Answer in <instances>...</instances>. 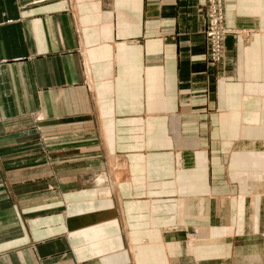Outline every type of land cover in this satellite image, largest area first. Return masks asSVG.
<instances>
[{
  "label": "crops",
  "instance_id": "crops-1",
  "mask_svg": "<svg viewBox=\"0 0 264 264\" xmlns=\"http://www.w3.org/2000/svg\"><path fill=\"white\" fill-rule=\"evenodd\" d=\"M204 1L0 0V264H264V0L217 64Z\"/></svg>",
  "mask_w": 264,
  "mask_h": 264
},
{
  "label": "built area",
  "instance_id": "built-area-1",
  "mask_svg": "<svg viewBox=\"0 0 264 264\" xmlns=\"http://www.w3.org/2000/svg\"><path fill=\"white\" fill-rule=\"evenodd\" d=\"M207 1V27L209 60L217 63L224 57L225 37L230 32L226 27V10L224 0Z\"/></svg>",
  "mask_w": 264,
  "mask_h": 264
},
{
  "label": "rangeland",
  "instance_id": "rangeland-1",
  "mask_svg": "<svg viewBox=\"0 0 264 264\" xmlns=\"http://www.w3.org/2000/svg\"><path fill=\"white\" fill-rule=\"evenodd\" d=\"M225 1V3H226V0H224ZM207 1L205 0L204 1V11H205V19H206V26H205V35H206V27H207ZM225 10H226V5H225ZM236 29V32H230V33H232V34H241V32L239 31V29H243V28H235ZM230 33H228V34H230ZM253 33H254V30H252V29H250V32H248V34H246V36L248 37V38H252L253 37ZM227 34V35H228ZM227 35H226V37H225V44H224V48H225V50L227 51V48H226V38H227ZM206 39H207V42H208V37H207V35H206ZM249 39V40H250ZM248 40V41H249ZM208 46V45H207ZM208 58H209V51H208ZM210 59V58H209ZM224 59H225V57H223L222 58V60H219L217 63H221V62H223L224 61ZM210 61V60H209ZM211 62V61H210ZM212 63V62H211ZM217 63H215V64H217ZM264 141V140H263ZM263 145H264V142H263ZM73 145H72V143L71 144H65V147H64V152L67 154V155H72L73 154ZM177 156H178V164H177V166L179 167V168H181L182 167V164H183V161H182V159H181V156H180V153H178L177 152ZM100 178V176H98V179ZM96 179V177L93 179V180H95ZM186 230H188V231H186ZM199 230H200V232H201V227L200 226H192V227H190V226H187L186 228H185V232H186V236H185V238H186V243H187V245H189V247L191 248V249H193L194 248V244H195V242L199 239V237H200V235H201V233H199ZM197 264H201V263H197Z\"/></svg>",
  "mask_w": 264,
  "mask_h": 264
},
{
  "label": "bare ground",
  "instance_id": "bare-ground-1",
  "mask_svg": "<svg viewBox=\"0 0 264 264\" xmlns=\"http://www.w3.org/2000/svg\"><path fill=\"white\" fill-rule=\"evenodd\" d=\"M226 5V4H225ZM226 27H228L227 25H226ZM229 28V27H228ZM230 29V32H234L231 28H229ZM229 32V33H230ZM225 55H226V50L224 49V57H225ZM188 231V230H187Z\"/></svg>",
  "mask_w": 264,
  "mask_h": 264
}]
</instances>
